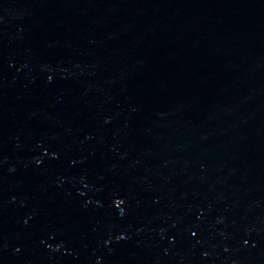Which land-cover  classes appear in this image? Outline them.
I'll list each match as a JSON object with an SVG mask.
<instances>
[{"label": "water", "instance_id": "95a60500", "mask_svg": "<svg viewBox=\"0 0 264 264\" xmlns=\"http://www.w3.org/2000/svg\"><path fill=\"white\" fill-rule=\"evenodd\" d=\"M0 264H264V0H0Z\"/></svg>", "mask_w": 264, "mask_h": 264}]
</instances>
